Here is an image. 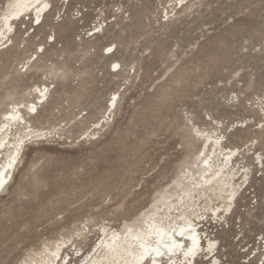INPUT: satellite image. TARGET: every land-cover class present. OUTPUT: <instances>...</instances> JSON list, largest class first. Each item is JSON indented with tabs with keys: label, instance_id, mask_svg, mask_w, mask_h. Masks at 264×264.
Segmentation results:
<instances>
[{
	"label": "rangeland",
	"instance_id": "374dc122",
	"mask_svg": "<svg viewBox=\"0 0 264 264\" xmlns=\"http://www.w3.org/2000/svg\"><path fill=\"white\" fill-rule=\"evenodd\" d=\"M48 2L0 36V264L59 245L49 264H85L105 234L177 211L215 242L195 264H264V0ZM203 157L240 188L229 211Z\"/></svg>",
	"mask_w": 264,
	"mask_h": 264
},
{
	"label": "bare ground",
	"instance_id": "6f19581e",
	"mask_svg": "<svg viewBox=\"0 0 264 264\" xmlns=\"http://www.w3.org/2000/svg\"><path fill=\"white\" fill-rule=\"evenodd\" d=\"M48 6V0H12L8 4L7 13L4 12L5 14L0 17V36L5 35L7 31H13V21L27 16L29 13L31 15L34 14L33 20L38 23H36V26L40 25L45 13L48 12ZM44 90L45 87L42 89L40 87L37 88L38 100L43 99L42 93ZM36 104H30L27 108L35 110L37 108ZM11 120L24 121L18 106H14L12 111L6 114L5 124H8ZM5 138H0V144ZM208 140L209 137H207L206 142ZM211 143L215 147L218 145L214 141H211ZM233 154V151L225 153V167L229 163V156ZM210 168L207 157L200 159L196 173L203 180V185L201 186L206 187L207 185L208 189H212L213 184L226 186V190L223 191L227 194L224 199L226 203L224 208L225 211H229L235 204L234 198L240 188L238 189L234 186L231 177L226 182L221 180L220 176L223 175L222 170L224 168L217 172L215 171L209 176H204V173L208 172ZM4 170V168L0 169V184L7 178ZM200 184V181L196 183V185ZM191 191L193 190L190 187L184 188L181 199H192ZM161 199H163L165 204L167 198L163 197ZM166 205L168 211L173 208L171 202ZM216 211L217 209L215 208L213 213L215 214ZM198 218L199 216L194 215V213L186 214L177 211L175 215L173 212L169 213L166 219L159 217L149 218L143 222L141 227L126 225L121 231H112L105 234L94 246L95 252L93 255L89 259H85V264H162L164 260L170 262V264H195L196 255L198 257L202 253H206V255L212 254V247L215 245V242L211 240H207L206 245L200 243V238L197 235V225L194 224ZM60 251L61 245L54 249L51 260L46 259V261H42V264L54 263L58 258L61 261ZM214 264H216V259H214Z\"/></svg>",
	"mask_w": 264,
	"mask_h": 264
}]
</instances>
